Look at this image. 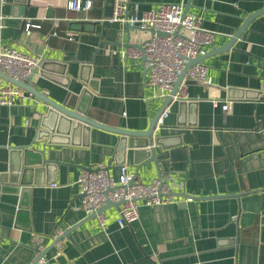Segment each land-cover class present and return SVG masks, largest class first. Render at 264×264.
<instances>
[{
	"label": "crops",
	"instance_id": "obj_1",
	"mask_svg": "<svg viewBox=\"0 0 264 264\" xmlns=\"http://www.w3.org/2000/svg\"><path fill=\"white\" fill-rule=\"evenodd\" d=\"M92 1L91 10L76 12L70 0H6L0 49L41 57L31 85L45 96L108 127L148 131L165 99L146 86L143 64L125 53L151 33L110 23L113 0ZM131 3L141 12L182 4L201 18L216 34L202 61L209 83L188 86L192 102L172 103L152 133L158 159L144 164L130 145L117 152L121 137L101 129L81 127L56 145L36 140V110L47 107L33 95L0 106V264L40 257L37 264H264V14L230 51L213 53L245 18L264 10V0ZM122 161L145 184L162 178L175 202L142 205L139 220L124 228L117 224L119 206H110L103 228L81 207L79 178L103 164L118 179Z\"/></svg>",
	"mask_w": 264,
	"mask_h": 264
},
{
	"label": "built area",
	"instance_id": "obj_2",
	"mask_svg": "<svg viewBox=\"0 0 264 264\" xmlns=\"http://www.w3.org/2000/svg\"><path fill=\"white\" fill-rule=\"evenodd\" d=\"M5 2L0 0L1 5ZM92 7V0H70L68 4V9L76 12L89 11ZM108 21L119 24L122 29L129 27L143 32L153 30L167 34V37L151 34L142 44L143 52L132 47L125 53L128 58L143 64L148 74L146 86L154 89L155 97L160 99L170 95L187 63L204 57L207 48L215 43L216 34L202 27L199 16L185 14L182 4H162L141 12L136 5H132L131 0H113V12ZM27 30L29 33V26ZM67 36L72 37L73 34L68 33ZM41 63L39 55H28L16 47L5 46L0 49V72L9 80L8 83L0 82V106L14 107L25 98L24 89L11 81H28L36 75ZM187 80L201 85L209 83L207 66L200 62L186 71L178 91L160 116L156 127L163 125L172 103L190 101ZM219 104L213 101L214 107ZM229 108L230 104L226 102L223 110L228 111ZM79 186L83 211L87 217L96 215L103 228H106L107 219L98 212L108 202L119 206L117 224L121 228L132 226L139 220L142 205L154 207L175 202L172 189L162 178L145 184L129 172L126 164L120 167L118 179L103 164L93 170L85 169L79 178ZM192 201L188 199V202Z\"/></svg>",
	"mask_w": 264,
	"mask_h": 264
},
{
	"label": "water",
	"instance_id": "obj_3",
	"mask_svg": "<svg viewBox=\"0 0 264 264\" xmlns=\"http://www.w3.org/2000/svg\"><path fill=\"white\" fill-rule=\"evenodd\" d=\"M188 13H189V9H188V7H186L185 8V14H188ZM263 14H264V10L258 11L256 13L248 16L247 18H245L243 26L241 27L239 32L234 35V37L231 39V42L225 44L224 46H222L218 49H215L213 53L219 54V53H224V52L230 51L233 48V44H234L235 40L242 38L243 33L247 30V28L249 27L251 22ZM126 29H128V31H129V30H136L137 28L127 27ZM150 33L151 34L156 33L157 36H159V37H167V34L162 33V32H155L152 30V31H150ZM129 46H131V48L132 47L137 48L143 52L142 45H136V44L131 45V44H129ZM204 59H205V56L202 58H198L196 60H191L187 63L184 73L179 77V79L175 83L174 88L171 91L170 95L165 99V101H164L162 107L160 108L159 112L157 113V115L152 120L148 131H142V132L129 131V130L121 129V128H112V127H108L106 125H103L101 123H98L92 119H89L86 116V113H84L80 109L77 110L76 108L71 106L70 103H68V101H65L63 103H59V102L53 100L52 98L45 96L42 92H40L39 90L34 88L31 85V81H32L33 77H31L26 82H22V81H11V82L24 89L25 97H29L30 95H33L36 97V99L39 102H42L47 107V109L45 111L36 110L38 115H39V124L37 127L36 140L42 141V142L47 140L48 145H56L59 142H62L64 140L69 139V137L74 136L76 131L78 129H80L81 127L86 128L88 130L91 128L101 129L104 131H108L111 133L118 134L121 137V139H120V146H119V148L116 149L117 152L121 151L122 149L123 150L127 149L128 145H130L129 146L130 148L135 149L134 154H135L137 163L142 164L143 162H147V160L149 162L157 161L158 154H157L155 148L152 147L154 145V142L152 140V133L156 129L157 122H158L160 116L162 115V113L164 112V110L166 109V107L172 102L173 96L178 91V88H179L180 84L182 83V81L185 77L186 71L192 65H194L196 63H200ZM83 68H90V65H84ZM0 79L8 80L1 72H0ZM82 81H83V79H82ZM89 81H90V79L86 80V81L84 79L85 83H89ZM186 84H187V86H189V85L198 84V83L195 81L187 80ZM62 85L65 88H67L68 82L62 83ZM190 102H192V101H180V103L182 105L185 103H190ZM136 139H144V141H143V143L139 144V143H135ZM28 150H29L28 148L25 149V151H28ZM20 151L22 152V150H20ZM42 152H44V151H42ZM46 161H47V159H46ZM124 164H125L124 161L119 163L120 166H122ZM89 170H93V168H89ZM20 172H21V169L19 170V173ZM24 172L25 171H23V173ZM11 189L16 191L17 194H21V195H23L26 192L25 189H20V188H11ZM116 205L117 204L108 202L107 205L105 207H103L98 213H103L108 207L116 206ZM95 216L96 215H93L92 217H95ZM79 226H81V224H79L75 227H72L70 229V231L78 228ZM41 258H43V257H40L38 259V261L34 264H37Z\"/></svg>",
	"mask_w": 264,
	"mask_h": 264
}]
</instances>
